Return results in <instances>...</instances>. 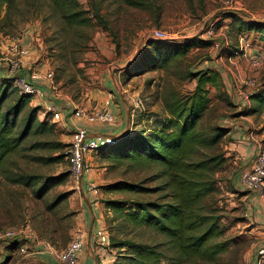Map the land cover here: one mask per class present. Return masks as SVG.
<instances>
[{"label":"rangeland","instance_id":"obj_1","mask_svg":"<svg viewBox=\"0 0 264 264\" xmlns=\"http://www.w3.org/2000/svg\"><path fill=\"white\" fill-rule=\"evenodd\" d=\"M137 1L144 2L145 6H131L125 0H77L84 20L70 22L66 16L64 18L56 1L15 0L7 18L0 21V39L27 47L33 54L30 64L23 62L16 73L24 76L32 70H49L52 73V84L47 80L41 82L45 96L41 99L32 97L29 107H40V119L45 112V101L65 108L62 111L63 121L55 122L52 130L30 138L24 146L9 154L3 163L0 172V261L4 255H9L6 264H45L43 261L47 262V255L39 252L41 245L47 242L55 249H61L78 227L86 232L88 241L86 249L84 246L80 254L89 252L97 264H113L126 253L114 245L113 238L115 241L162 243L161 264L179 257L170 248L168 237L152 227L134 226L123 221L106 204V200L110 199L163 201L159 193L139 195L128 191H109V186L116 181H141L146 186L160 183L161 180H147L158 166L136 164L125 159L113 160L99 151L91 153L88 179L96 185L97 197L94 200L97 204L89 209L88 194L84 195L71 175L65 176L71 172L70 166L66 157L61 156L56 143H68V130L73 128L69 113L73 107L93 110L109 94L116 104L120 96L134 98L131 103L129 100L125 102L129 109L136 99L140 100L141 107L134 105L135 120L142 124L141 129L148 128L151 123L142 121L149 120L151 115H165L163 99L169 92L183 94L193 89L195 80L189 81L184 77L186 69L205 68L209 61L222 70L225 86L231 91L230 97L242 79L254 80L253 86L244 87L251 94L264 88V41L260 40L259 33L243 31L237 26L239 22L264 21V0ZM232 12L236 15L229 14ZM211 24L213 32L208 34ZM154 29L166 31L171 42L196 37L207 40L208 44L192 48L184 58L170 61L166 66L136 76L127 75L125 69L140 52L152 53L155 49L157 43L149 37V32ZM243 36L248 43L247 53L254 52L262 60L259 68L252 67L240 55L239 38ZM4 57L0 50V72L6 73V63L10 59ZM7 83L16 88V93L19 92L15 84ZM209 97L211 106L203 117L205 125L216 121L226 125L230 117L243 123L246 135L264 146V109L252 110L251 99L245 108L232 105L227 100L218 99L214 88H210ZM232 101L236 100L232 98ZM108 128L103 127L101 132ZM112 135H119L118 129L112 128ZM38 140L47 142L46 148L42 144L43 147L32 149L30 145ZM219 150L224 154L225 161L215 175L218 190L209 204L220 217L218 226L221 235L217 241H224L227 248L213 261L179 257L182 264H250L257 247L264 244V223L254 220L251 206H248L252 193L237 189L232 181L235 172L241 168V154L233 146L229 135L222 139ZM29 175H35L37 181L52 177V181L57 178V182L42 197H36L34 191L39 183L25 185L16 180ZM260 211L264 217V211L261 208ZM91 219L109 233L110 244L100 251L94 248L91 238L90 248ZM9 227L17 230V239L27 248L25 254L18 247L9 250L13 239L4 241L1 238L3 231Z\"/></svg>","mask_w":264,"mask_h":264},{"label":"trees","instance_id":"obj_2","mask_svg":"<svg viewBox=\"0 0 264 264\" xmlns=\"http://www.w3.org/2000/svg\"><path fill=\"white\" fill-rule=\"evenodd\" d=\"M14 1L0 0V21L7 18ZM53 1L58 2L64 18L67 17L70 22L84 20L77 0ZM125 1L131 6H145L142 1ZM229 14L236 15L233 12ZM237 26L243 31L259 33L260 40L264 41V21L239 22ZM206 41L196 37L172 42L155 40L157 45L153 52H140L125 72L129 76H136L166 66L170 61L184 58L192 48L208 44ZM184 77L189 81L195 80L193 89L183 94L169 92L163 99L165 115L162 118L153 121L146 129L125 131L113 144L98 150L103 156L113 160L125 159L136 164H154L159 167L147 177L148 181L161 180L154 186L142 185L141 181H116L109 186V191H128L139 195L159 193L163 201L110 199L106 200V204L123 221L134 226L152 227L168 237L170 248L179 257L191 256L213 261L227 248L224 241H217L221 235L218 226L220 217L211 210L209 200L218 190L215 175L225 161L219 144L229 135L230 129L220 121L205 125L203 117L211 106L210 88L216 90L218 99L227 100L232 105L235 103L217 68L189 67ZM13 81V77H2L0 80V172L9 154L24 146L30 138L42 135L48 129L52 130L56 124L47 119V114L40 119V107H29L31 95L16 93V88L7 85L9 82L13 86ZM250 96L252 110L264 109V88ZM229 138L231 139L230 135ZM40 140L33 142L31 148L39 149L43 147L42 144L46 148L47 142ZM56 144L64 158L67 144ZM70 175L71 172L65 176ZM238 176L239 171L235 172L233 178L238 180ZM56 179L52 181V177H48L37 181L35 175H29L16 180L25 185L39 183L34 195L42 197L57 182ZM112 240L117 248L126 251L113 264H161L162 243ZM18 241L12 240L9 250L16 248ZM179 257L168 259L165 264H182ZM8 260L9 255H4L0 264H6ZM43 262L50 264L48 261Z\"/></svg>","mask_w":264,"mask_h":264},{"label":"built area","instance_id":"obj_3","mask_svg":"<svg viewBox=\"0 0 264 264\" xmlns=\"http://www.w3.org/2000/svg\"><path fill=\"white\" fill-rule=\"evenodd\" d=\"M231 8V6H229ZM208 34H212V24L208 26ZM149 37L154 40H170L169 34L160 29H154L149 32ZM240 55L246 59L252 67L261 66V58L256 53H247L248 43L245 42V38L240 37ZM14 59H10L9 63H6V74L8 77H13L14 84L19 89L20 93H26L35 98H43L46 94L45 89L42 88V80H47L52 84V73L49 70L38 71L32 70L28 75H18L16 73L23 63V58L29 55V49L24 46H15ZM254 85V80L247 79L241 80V83L232 92V98L235 103L242 108H245L249 104L251 93L244 87H250ZM113 98L109 94L103 103L94 108L88 110L85 107H73L69 113V119L73 124V128L68 130L69 140L66 145L64 154L69 163L71 176L73 177L77 187H80L82 192H88L93 197H97V188L93 181L88 179V174L91 171L90 155L93 152L98 151L100 148L113 144L119 135H112L111 133H103L99 130L89 131L86 127L76 124V121L84 120L89 124H106L114 125L115 118L111 110ZM135 107H141L142 102L138 99L134 101ZM63 109L58 105H54L49 101H45V112L43 117L47 114V119L51 122H60L64 120ZM42 117V118H43ZM248 140L251 138L247 137ZM238 185L242 191L255 194L259 201L260 208L264 211V146L259 142L254 143L252 149V156L246 163H244L238 176ZM85 188V189H83ZM95 204L97 201L94 200ZM17 230L9 227L6 228L1 238L6 240L17 239ZM91 238L94 244V248L97 251L107 248L110 244L109 233L105 227L95 224L89 231L88 239ZM18 240V239H17ZM86 242V232L78 227L72 234L70 241L61 249H55L50 243H43L41 245L40 253L52 256L60 264H78V257L82 248ZM17 247L22 254L27 252V248L23 243L18 241ZM102 260V259H101ZM102 262V261H101ZM251 264H264V244L257 247Z\"/></svg>","mask_w":264,"mask_h":264},{"label":"crops","instance_id":"obj_4","mask_svg":"<svg viewBox=\"0 0 264 264\" xmlns=\"http://www.w3.org/2000/svg\"><path fill=\"white\" fill-rule=\"evenodd\" d=\"M15 45H16V43H14V42H12L10 40L3 41V38L0 39V50L4 54V56H5L4 58H7V59L14 58ZM17 45H18V43H17ZM29 55L27 56L28 58L27 57L23 58V62H25L26 65H29L30 64V59L33 58L32 51L29 52ZM205 62H207V61H205ZM207 64H209V65H207L206 67H215L218 70H220L221 73H223L221 69H219L218 67H216V65H214L213 61L212 62L209 61V62H207ZM8 76L9 75L6 74L5 71L0 72V77H8ZM42 88H44V86H42ZM227 91L231 95L230 89L227 88ZM128 97L125 98V97L120 96L117 104L113 103V101H112L111 110H112V113H113L114 118H115V124L114 125L89 124V123H87L84 120H80L79 125H82V126L86 127L91 132L94 131V130L101 131L103 127L109 126L110 128H108V130H106L104 132L105 133H111V134H112V128L118 129L119 134L124 133L125 131H137V130L141 129L142 124L135 120V118H136L135 117L136 116V113H135L136 110L135 109L136 108L134 107V105L130 109L126 108L125 102H127L129 100L128 102L131 103L134 100V98L128 99ZM231 99H232V97H231ZM159 118H162V117L161 116L153 117L151 115L149 120H143L142 122H149V123L152 124L153 121H155V120H157ZM228 118H229V122L225 123L226 125H223V126L224 127H228L230 129L229 135H230V137L232 139L231 140L232 144L235 147V149L241 154V157H242L241 158V164L243 165L252 156V149L254 147V143L257 142V141L255 139H252L250 136L246 135V131H245V127L243 126V123H241L240 121H233L235 119H230V117H228ZM140 125H141V127H140ZM143 127H144V125H143ZM247 137H249L251 139L248 140ZM233 184L235 185V187L237 189L241 190L239 185H238V182H237L236 178L235 179L233 178ZM83 193H84V195L88 194L85 191H83ZM86 197H87V207L89 209H90V206L95 207L96 204H95V202H93L95 197H93L90 194H88V196L86 195ZM248 202H249L248 206H251L254 220L257 221V222H260V223H264V217H263V214L260 211V208H259L260 205H259V201L257 200V196L255 194H251V196L249 197V201ZM257 213H258V218L256 217ZM96 223H97L96 220L91 219L89 231H90V229H92L94 227V225ZM91 243L92 242H91V239H90L89 240L90 248H92V244ZM86 244L88 245V241L87 240H86L84 246ZM85 249H86V246H85ZM80 255H82V256H79L80 258H79L78 264H97V262L95 261V257H93V256L91 257L89 255V252H87V253L83 252ZM47 261L50 264H60L55 258H53L52 256L48 257V255H47Z\"/></svg>","mask_w":264,"mask_h":264}]
</instances>
